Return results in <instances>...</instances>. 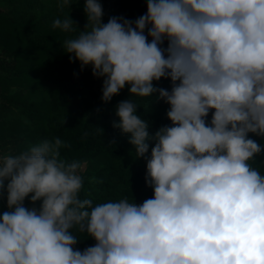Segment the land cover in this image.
<instances>
[{
    "label": "clouds",
    "instance_id": "1",
    "mask_svg": "<svg viewBox=\"0 0 264 264\" xmlns=\"http://www.w3.org/2000/svg\"><path fill=\"white\" fill-rule=\"evenodd\" d=\"M84 13L64 53L103 79L102 103L128 86L169 106L170 125L152 135L130 98L114 110L136 159L154 145L153 196L81 198L82 164L61 158L60 138L0 155V264H264V174L253 166L264 144L249 138H264V0H148L134 22L106 24L101 3L85 0ZM52 27L78 30L69 15ZM162 78L170 90L154 86ZM78 234L95 244L76 249Z\"/></svg>",
    "mask_w": 264,
    "mask_h": 264
},
{
    "label": "trees",
    "instance_id": "2",
    "mask_svg": "<svg viewBox=\"0 0 264 264\" xmlns=\"http://www.w3.org/2000/svg\"><path fill=\"white\" fill-rule=\"evenodd\" d=\"M103 8L102 24L112 17L134 22L143 16L147 0H98ZM85 0H70V8L59 0H0V154L16 155L45 140L60 138L67 146L61 158L82 164L84 186L81 198L95 203L127 198L142 204L153 196L146 186V157L136 159L128 143L130 137L113 127L119 123L115 106L131 99L136 114L150 124L152 135L162 126L168 105L163 100L129 97L128 86L104 104L101 101L103 79L92 76L91 67L81 70L64 53V42L85 28ZM69 15L77 31L63 32L52 27L55 19ZM147 34V29L145 30ZM167 41L161 45L167 47ZM155 87L169 89L171 82L161 79ZM210 121V113L207 118ZM264 144V138L249 134ZM264 174V155L255 158ZM24 201L25 207H39ZM7 209L6 193H0V215ZM78 234L75 245L83 251L95 241Z\"/></svg>",
    "mask_w": 264,
    "mask_h": 264
},
{
    "label": "rangeland",
    "instance_id": "3",
    "mask_svg": "<svg viewBox=\"0 0 264 264\" xmlns=\"http://www.w3.org/2000/svg\"><path fill=\"white\" fill-rule=\"evenodd\" d=\"M147 2H148V0H147ZM146 9H147V3H146ZM0 59H1V56H0ZM209 113H210V120H211L212 112L210 111ZM0 155H2V154H0ZM81 169H82V168H81Z\"/></svg>",
    "mask_w": 264,
    "mask_h": 264
}]
</instances>
